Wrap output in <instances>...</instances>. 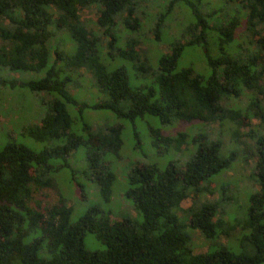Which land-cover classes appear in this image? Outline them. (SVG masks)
Listing matches in <instances>:
<instances>
[{"label":"trees","instance_id":"1","mask_svg":"<svg viewBox=\"0 0 264 264\" xmlns=\"http://www.w3.org/2000/svg\"><path fill=\"white\" fill-rule=\"evenodd\" d=\"M144 2L0 0V70L35 74L37 79L13 81L11 86L50 98L49 111L24 134L55 144L39 152L15 144L0 149V264H264V126L258 130L241 122L254 118L264 123V102L259 99L264 100V0H218L211 8L201 0H169L151 31L156 41L161 42L165 19L176 4L190 9L192 21L166 46L168 52L155 69L141 59V42L133 36L141 28L138 9ZM85 10L95 11L93 25L83 18ZM116 27L127 35L120 38ZM186 47L202 51L210 74L177 69ZM102 50L110 60L129 62L144 85L132 87L124 67L108 69ZM80 78L95 88L92 104L78 103L68 89L77 88ZM7 83L0 79V85ZM245 96V107L232 106L233 98ZM68 105L79 112L109 111L131 123L144 116L162 126L199 121L213 132L225 131L223 139L232 147L247 153L251 146L259 189L250 194L245 217L227 215L228 208L222 207L231 199L226 197L228 187L215 192L209 185L230 170L236 155H223L220 142L199 136L193 138L195 150L180 169L171 162L161 170L153 164H136L130 170L125 196L140 222L110 220L97 206L71 222V207L61 198L47 200V192L56 189L48 173L65 166L74 179L75 171L49 162L65 160L84 147L83 177L90 178L102 201L108 202L115 175L104 157H117L122 140L116 126L91 128L84 123L86 137L76 134ZM186 138L184 133L158 131L152 145L159 154L180 152ZM188 198L192 202L182 217L181 204ZM187 226L206 242L219 236L235 239L242 250L235 253L219 245L194 253ZM86 233L104 248L85 249Z\"/></svg>","mask_w":264,"mask_h":264},{"label":"rangeland","instance_id":"2","mask_svg":"<svg viewBox=\"0 0 264 264\" xmlns=\"http://www.w3.org/2000/svg\"><path fill=\"white\" fill-rule=\"evenodd\" d=\"M168 1L145 0L143 6L141 5L138 9L141 11V28L138 33H133V36L141 42V59L146 58L152 69L156 68L159 57L168 52L166 46L169 47L173 43L179 30L189 21H192L190 9L183 3L176 4L173 11L165 19L161 42L156 41L151 31L154 30L158 14L163 13V8ZM201 1L203 3L210 2L209 8L219 3L218 0ZM82 15L85 20H88L93 25L95 22L94 10H85ZM116 31H119L116 35L120 34V38L123 35H127L125 29L122 30L116 27ZM122 41L123 39H121ZM59 42L63 47L66 45V41H63V39ZM105 52L106 50H102L101 59L108 66V69L124 67L128 74L129 84L132 87L144 85L146 81L138 78L130 70L129 62L118 58L110 60L104 54ZM189 67L198 74H210L202 51L198 47H186L178 61L177 69ZM37 78L38 76L32 73L11 72L6 69L0 70V79L8 82L6 85H0V149L8 144H15L39 152L44 148L55 145L37 142L24 134L27 127L38 124L40 119L49 111L48 99L50 98L45 97L43 94L33 93L28 88L17 85L11 86L13 81L20 83ZM85 81L80 78L78 80L80 84L77 88L68 87V89L78 103L92 104L97 100L96 91L95 88L89 86ZM240 98L237 100L232 99L234 101L233 107H245L248 102L246 96ZM259 99L264 102L260 97ZM67 109L73 120L72 131L76 134L86 137V134L82 132L84 123L91 128L116 126L120 128L122 140V146L117 157L110 154L104 157L105 162L109 163L111 171L115 175L112 195L108 202L102 201L92 180L83 177V172L87 168L86 149L84 147H80L65 160L55 159L49 162L51 166L69 165L75 171L74 179L70 175V170L65 166L55 172L48 173V177L53 179L56 189L47 192V200L54 203L61 198L67 206L71 207V222H75L87 209L96 206L106 215H109L110 220L136 219L137 222H140L141 217L137 216L132 208L131 200L125 196L126 191L130 187L128 183L130 170L136 164H153L161 170L171 162L180 169L195 150L196 145L193 143V138L199 136L205 137L207 141L220 142L223 155H229L230 153L236 155L235 160L231 163L230 170L223 171L215 176L212 179L214 181L210 182L209 185L215 192L218 187H228L226 197L231 199L225 200L226 202H224L222 207L228 208L226 211L227 215L240 219L245 217L249 205L248 198L251 193L259 189L254 170L257 156L254 153L255 150L251 151L253 150L251 146L247 153L243 149L232 147L231 144L226 143L228 138L224 137L223 139V136L227 134H225V131L213 132L212 128L207 124L199 121L190 124L176 123L172 126H162L156 118L151 116H144L142 119L131 123L105 110L83 109L79 112L77 108L70 105L67 106ZM241 122L243 123L242 125H252L254 129L257 128L258 130L264 126L263 122L254 118L242 120ZM224 129L226 130L227 128L224 127ZM158 131L162 134L174 136L177 133L186 134L187 138L184 146L181 147V151L159 154L152 145ZM186 147L188 148L186 149ZM204 196L202 195V197ZM214 198H217V193H215ZM191 202L192 198L182 202V211L180 212L182 217L187 216L186 209L191 205ZM186 233L190 237V245L193 247L194 253H204L209 246H211L209 248L210 251H213L219 248V245L235 253L242 250L240 243H237L235 239L227 240L219 236L218 239L206 242L196 230L191 229L189 226L186 228ZM83 245L89 251L102 250L104 248L90 233H86L84 236Z\"/></svg>","mask_w":264,"mask_h":264}]
</instances>
